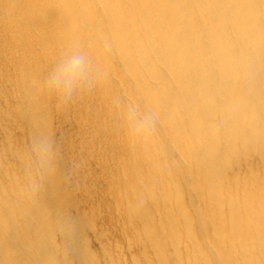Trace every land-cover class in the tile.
Instances as JSON below:
<instances>
[{"label": "bare ground", "instance_id": "1", "mask_svg": "<svg viewBox=\"0 0 264 264\" xmlns=\"http://www.w3.org/2000/svg\"><path fill=\"white\" fill-rule=\"evenodd\" d=\"M0 264H264V0H0Z\"/></svg>", "mask_w": 264, "mask_h": 264}, {"label": "clouds", "instance_id": "2", "mask_svg": "<svg viewBox=\"0 0 264 264\" xmlns=\"http://www.w3.org/2000/svg\"><path fill=\"white\" fill-rule=\"evenodd\" d=\"M92 73L93 68L89 57L79 50H70L50 73L47 86L62 98L67 99L90 81ZM126 120L132 136L144 137L150 134L153 124L152 116L140 113L135 105L128 106ZM32 154L31 163L37 176L51 170L55 153L47 137L38 136L34 140ZM35 186L33 181V187Z\"/></svg>", "mask_w": 264, "mask_h": 264}]
</instances>
